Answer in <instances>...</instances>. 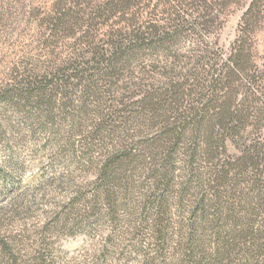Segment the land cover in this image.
I'll return each instance as SVG.
<instances>
[{"label":"trees","instance_id":"trees-1","mask_svg":"<svg viewBox=\"0 0 264 264\" xmlns=\"http://www.w3.org/2000/svg\"><path fill=\"white\" fill-rule=\"evenodd\" d=\"M241 1L54 0L1 83L0 127L87 168L64 218L94 264H264V0L219 42Z\"/></svg>","mask_w":264,"mask_h":264},{"label":"rangeland","instance_id":"rangeland-1","mask_svg":"<svg viewBox=\"0 0 264 264\" xmlns=\"http://www.w3.org/2000/svg\"><path fill=\"white\" fill-rule=\"evenodd\" d=\"M53 1L0 0V85L14 66L35 54L39 20ZM241 3L220 31L224 47L233 41L249 0ZM257 40L264 58V32L258 33ZM6 118L0 127V235L7 236L16 253L11 259L2 252L0 264H94L92 255L97 252L90 240L71 232L67 226L71 217L64 218L79 182L77 172L87 168L73 166L65 155L47 149L41 135L27 132V122L18 116L9 112Z\"/></svg>","mask_w":264,"mask_h":264}]
</instances>
